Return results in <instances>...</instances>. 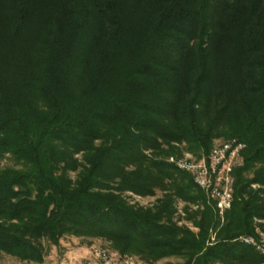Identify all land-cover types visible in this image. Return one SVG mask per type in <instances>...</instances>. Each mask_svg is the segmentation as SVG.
<instances>
[{
  "label": "trees",
  "instance_id": "16d2710c",
  "mask_svg": "<svg viewBox=\"0 0 264 264\" xmlns=\"http://www.w3.org/2000/svg\"><path fill=\"white\" fill-rule=\"evenodd\" d=\"M224 135L246 148L220 223L168 158ZM7 156L0 253L43 263L45 241L75 235L151 262L262 264L237 238L264 220V0H0Z\"/></svg>",
  "mask_w": 264,
  "mask_h": 264
},
{
  "label": "built area",
  "instance_id": "2783aa9c",
  "mask_svg": "<svg viewBox=\"0 0 264 264\" xmlns=\"http://www.w3.org/2000/svg\"><path fill=\"white\" fill-rule=\"evenodd\" d=\"M246 144L233 139L217 142L209 153L200 156L187 152L184 156H170L168 161L175 167L189 172L194 182L206 194L207 201L213 206L220 223L225 221L226 210L234 199L235 170L243 161V151ZM216 239V232H211L210 243ZM241 242L252 245L264 257V225L258 222L254 235H242ZM106 256L105 252H99ZM126 264H150L139 262L133 257L126 260ZM264 264V260L262 262Z\"/></svg>",
  "mask_w": 264,
  "mask_h": 264
},
{
  "label": "rangeland",
  "instance_id": "374dc122",
  "mask_svg": "<svg viewBox=\"0 0 264 264\" xmlns=\"http://www.w3.org/2000/svg\"><path fill=\"white\" fill-rule=\"evenodd\" d=\"M222 127L223 129L226 128L224 125ZM233 139L240 140L236 136L224 135L216 138L214 144L217 142L228 141ZM179 146L183 148V145H179ZM187 152L189 151H183L181 153L182 155L172 154V156L181 157L184 156ZM243 162L244 161H242L241 164H243ZM0 164L3 166L10 165L17 167L14 160L9 158V156L0 159ZM235 183H236V175H235ZM253 186L257 187V184H254ZM234 193H235V189H234ZM161 195L162 192L159 190H157V194L155 196H147V197L130 193V196L134 202H139L143 205H152L153 203H155L156 199ZM185 206H186V202L180 201L178 205V210L183 217L185 215L183 213ZM257 222H261L262 224H264V220L258 219ZM44 243L46 247V255L43 263L22 261L14 256L5 253H0V264H126V260L129 259V257H133L139 262H149L150 264H176L184 261L183 258L175 257V256L165 257L158 261H153V262L144 260L141 257L135 255L122 256L112 246L110 241L100 237H83V236L80 237L75 235H66L61 239L59 245H52L47 241H45ZM100 251L105 252L106 256H102L99 253ZM217 264H222V263H217Z\"/></svg>",
  "mask_w": 264,
  "mask_h": 264
}]
</instances>
